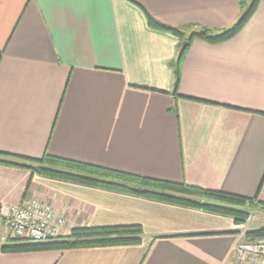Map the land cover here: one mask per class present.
Listing matches in <instances>:
<instances>
[{
  "label": "crops",
  "instance_id": "obj_1",
  "mask_svg": "<svg viewBox=\"0 0 264 264\" xmlns=\"http://www.w3.org/2000/svg\"><path fill=\"white\" fill-rule=\"evenodd\" d=\"M240 0H0V153H44L254 199L264 209V0L230 39ZM175 105L176 113L171 110ZM35 198L63 229L138 225L133 246L4 251L0 264H239L233 218L32 173L0 162V203ZM257 229V228H250ZM249 264V263H247Z\"/></svg>",
  "mask_w": 264,
  "mask_h": 264
},
{
  "label": "trees",
  "instance_id": "obj_2",
  "mask_svg": "<svg viewBox=\"0 0 264 264\" xmlns=\"http://www.w3.org/2000/svg\"><path fill=\"white\" fill-rule=\"evenodd\" d=\"M259 0H240L242 12L236 22L221 31L209 32L203 35L199 31L172 28L159 23L146 15L147 25L179 38L176 57L168 62L174 78V95L177 88L180 71L186 50L194 38H200L209 43H218L233 37L251 18ZM184 43V45H183ZM176 113L175 105L171 108ZM0 162L17 165L29 169L32 173L86 187L102 189L125 195L141 197L147 200L200 209L205 212L226 215L233 218L234 223L242 224L250 217L249 210L257 205L256 198L248 199L220 191L207 190L188 185L185 182H172L125 171L106 168L90 163L57 157L47 152L38 159L18 157L0 153ZM142 229L138 225L81 227L74 228L68 236L57 238L50 242L33 243L13 239L12 243L3 247L4 251H39L67 250L96 247H116L138 245L142 239ZM264 237V227L250 229L248 239Z\"/></svg>",
  "mask_w": 264,
  "mask_h": 264
},
{
  "label": "built area",
  "instance_id": "obj_3",
  "mask_svg": "<svg viewBox=\"0 0 264 264\" xmlns=\"http://www.w3.org/2000/svg\"><path fill=\"white\" fill-rule=\"evenodd\" d=\"M0 219L13 238L33 243H45L64 236L69 218L50 204L29 198L17 206L0 203ZM250 217L240 226L233 252L239 264H264V237L248 239Z\"/></svg>",
  "mask_w": 264,
  "mask_h": 264
},
{
  "label": "rangeland",
  "instance_id": "obj_4",
  "mask_svg": "<svg viewBox=\"0 0 264 264\" xmlns=\"http://www.w3.org/2000/svg\"><path fill=\"white\" fill-rule=\"evenodd\" d=\"M250 223L249 228H262L264 227V209L256 208L249 210Z\"/></svg>",
  "mask_w": 264,
  "mask_h": 264
},
{
  "label": "water",
  "instance_id": "obj_5",
  "mask_svg": "<svg viewBox=\"0 0 264 264\" xmlns=\"http://www.w3.org/2000/svg\"><path fill=\"white\" fill-rule=\"evenodd\" d=\"M205 32L204 31H199L198 32V34H200V35H203ZM183 45H184V43H183Z\"/></svg>",
  "mask_w": 264,
  "mask_h": 264
}]
</instances>
